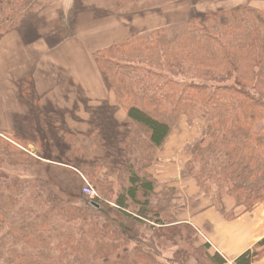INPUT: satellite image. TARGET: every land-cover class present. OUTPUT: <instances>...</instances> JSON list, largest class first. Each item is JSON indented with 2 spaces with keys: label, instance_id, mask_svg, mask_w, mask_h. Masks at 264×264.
Masks as SVG:
<instances>
[{
  "label": "trees",
  "instance_id": "obj_1",
  "mask_svg": "<svg viewBox=\"0 0 264 264\" xmlns=\"http://www.w3.org/2000/svg\"><path fill=\"white\" fill-rule=\"evenodd\" d=\"M44 1L0 0V37ZM104 2L111 12L137 3ZM245 2L94 52L112 103L88 107L86 120L72 124L57 114L63 111L30 103V153L0 133V264H227L176 220L174 189L157 190L149 168L153 149L184 118L201 130L184 150L182 176L226 218L234 215L224 214L222 191L245 212L264 202V0ZM19 85L23 99L37 100ZM80 177L95 201L82 195ZM59 223L95 230L94 243L79 234L59 239ZM263 257L264 238L232 264Z\"/></svg>",
  "mask_w": 264,
  "mask_h": 264
},
{
  "label": "crops",
  "instance_id": "obj_2",
  "mask_svg": "<svg viewBox=\"0 0 264 264\" xmlns=\"http://www.w3.org/2000/svg\"><path fill=\"white\" fill-rule=\"evenodd\" d=\"M240 2L244 3L242 0ZM56 7L44 8L38 12L37 18H43L49 24L54 23ZM88 18H91L90 22ZM93 18L94 16L85 13L75 15L69 24L71 35L52 47L49 46L47 39L52 33L51 30L60 25L48 26L47 31L43 32L47 39L39 37L41 36L39 34L32 40H26L18 28L0 37V131L9 134L7 127L11 125L13 115L20 116L28 109L27 104L20 99L18 89L20 81L24 78L29 79V91L31 89L32 93L36 92L39 98L42 96L45 99V101L39 99L42 107L46 105L55 110L70 109L79 99L75 96L74 90L66 99L58 95L59 90L67 95V86L63 88H60L61 85L58 86L62 79L59 74L49 75L48 66L63 70L68 82L72 78L74 88L79 89L78 93L84 95L88 102L105 100L112 103V94L107 90L98 72L93 53L127 41L132 37V28H137L138 25H135V21L120 19H112L118 21H115V25H110L107 23L111 21L101 22L100 19ZM152 22L154 21H147L145 24ZM149 26L156 27L144 25L145 28H150ZM53 35L54 33L51 34ZM79 42L82 46L91 47L85 61L79 57L83 56L81 53L84 51L76 48ZM97 45L101 47L98 48ZM93 47H96V50L93 51ZM30 71L33 72L32 77ZM117 118L122 120L124 114L117 112ZM83 119L86 120V117ZM176 131L177 128L172 130L161 149L152 151L154 161L149 173L157 182V190L164 186L174 189L176 196L172 203L176 220L191 225L197 231L200 240L207 241L213 251L226 259L227 264H232L234 259L252 249L264 238V202L245 212L243 208L235 207L234 200L222 191L220 196L224 214L232 213L234 217L226 218L222 215L218 208L199 192L192 179L178 173V165L185 163L189 158L184 152L185 147L189 141L192 142L198 137V130L190 137L185 133L183 138H179ZM180 150L182 154H179ZM172 172H175L173 180L169 175ZM254 264H264V257Z\"/></svg>",
  "mask_w": 264,
  "mask_h": 264
},
{
  "label": "rangeland",
  "instance_id": "obj_3",
  "mask_svg": "<svg viewBox=\"0 0 264 264\" xmlns=\"http://www.w3.org/2000/svg\"><path fill=\"white\" fill-rule=\"evenodd\" d=\"M104 1L105 0H47V1L40 3L39 6L33 7L29 12L25 13L17 21L15 27H16V29L17 28L20 29L19 31L22 33V36L26 40H32L35 38L34 37L35 35L39 36V34L41 35L39 37L43 38L44 37L43 32L47 31L49 25H53V24L60 25V27L58 26V27H55V29L51 30V32H52L51 34L54 33L53 36H51V34H49L50 35L49 39L44 37L45 39H47L49 46L52 47L57 42H59L61 39L65 38L66 36L71 35V33H72L71 25H69V24L72 21L73 17L75 15H77L78 13L79 14L80 13L90 14V15L94 16L93 20L100 19L101 22L104 20L111 21L108 23H107V21L105 22V23L110 24V25H115L114 24V23H116L115 21H118V20H112V19H120V20H125V21H130V22L135 21L136 22L135 25H138V26H136L137 28H132V30H131V35L133 37L135 35H139V34H142L144 32H149V31H152L155 29L164 28L167 26L182 23V22H184V21H186V20H188L194 16L208 14V13H214V12H226V11L232 10L233 8L242 4L240 2V0H174L172 2H167V3H163V4L160 2L161 0H135V1H137L136 4L125 5V8L123 10H121V8H122L121 7V8H118L121 11L111 12L109 9H112V10H116V9L108 7L106 5V3H108V2H104ZM242 1L244 3H246L245 0H242ZM258 5L262 6V4H258ZM50 6H57L56 7L55 21L52 24L45 22V20L43 18H37L39 11L43 10L44 8L50 7ZM263 7H264V5H263ZM104 18H111V19H104ZM90 21H91V18H88V22H90ZM147 21H154V22L149 23V24H145ZM45 25H47V26L45 27ZM66 25H69V27L67 28ZM144 25L145 26L146 25H154L156 27L153 28L152 26H149L150 28H145ZM134 29L136 30L135 32H134ZM11 31H14V30H11ZM7 33H9V32H7ZM7 33H5L3 35H6ZM132 37H130V38H132ZM100 43H102V41ZM76 45H77L76 48L78 50L84 51V53H81L83 56H79V57L83 58L84 61L86 59H88V55H87L88 53L87 52L89 51V49L91 47L82 46V44L80 42ZM97 47L100 48L101 45H97ZM92 50L93 51L96 50V47H93ZM47 69L49 70L48 71L49 75H51V73H54L56 75H58V74L60 75V77L62 79L60 81V84H58V86L61 85L60 88L67 86L68 94L64 95V91L59 90L58 95L60 97L66 99L67 97H69L71 95L73 90L75 92V96L79 97V99H77L71 105L70 109L57 110V111H63L64 112V114L63 113H60V114L57 113V114L59 116H62V118L64 120H66L68 124H72V123L76 122V119L77 120L79 119L78 117H81V118L87 117L86 110L88 111V107L91 108L92 106H100L101 103H103V104L107 103V101H105V100L104 101H98V102H88L87 99L84 97V95H80L78 93L79 89L74 88L72 78L68 82L67 78L65 77L66 74L63 70L59 71L58 68L53 67V66H51V67L48 66ZM32 74H33V72L30 71L31 77H32ZM20 82H21V85H23V86H26V85L30 86L29 81L26 83H23L22 81H20ZM26 90H27V88H25V91ZM34 94H36V92H34ZM35 96H37L36 99L38 98V100L40 99L41 101H45V99L42 96H40V98L38 97L37 94ZM20 99L24 102L27 100V102L29 103L27 105L28 109H27L26 113H24L20 116H16V115L14 116L13 115V117L11 119V125H9L7 127V129H9V132H10L9 135L10 136L18 138L23 144L25 143V145H27L25 148V151H28V153H30V141L32 140L31 136H33V132L30 131V120H31L30 117H32V116H30V103L31 104L37 103L38 100L31 99L30 93H29V97H27L26 100L22 98V95L20 96ZM28 100H30V102ZM31 100H32V102H31ZM40 100L38 101L39 104H40ZM40 105H42V104H40ZM45 108L48 110H52L49 106H46V105H45ZM75 112H76L77 116L75 115ZM22 121H25V123H27V125L24 124L25 127L22 126V124H21ZM199 125L200 124H198L197 122H194L193 124H188L186 122V119L180 118L176 122V125L174 126V128L172 130L177 128L176 133L179 135V138H183L185 133H186V135H188L190 137V136H192L193 133L196 132V130H198V133H199V131L201 130V126H199ZM0 133H6V132L0 131ZM196 139H197V137L194 138L193 140L195 141ZM179 141H181V140H179ZM194 141H192V142L189 141L187 143L186 149H185V150H187V152H189V147H190V146L189 147H187V146L193 144ZM162 147H163V145H162ZM162 147H159V148L153 149V150H158V149H161ZM184 152L186 153V151H184ZM179 154H182L181 150H180ZM173 157L175 158V155ZM188 157H189V153H188ZM183 164L178 165L179 166L178 173L180 176L182 175L181 171H182ZM2 168H4L6 171L12 170V168H9L5 164H3ZM164 170H166V169H164ZM12 171L15 173H18V171H16V170H12ZM174 173L175 172H172L169 174L172 180H173L172 176H174ZM169 175H168V177H169ZM80 179L82 180V183L84 184L83 179H85V178L80 177ZM173 195L175 197L176 193H174ZM78 225L80 227H82V225H84V224L80 223V221H78ZM58 226H60L58 233H57L59 239L64 235L72 237L74 235L79 234L80 236L85 238L86 244L94 243V241H91V240H94L93 238L95 235V230H94V232H92L93 234L78 233L77 227H69V225H65L64 223H59ZM75 226H77V225H75ZM2 238H3V236L0 234V239H2ZM201 243H202V241L198 238L197 244H201ZM15 248L18 251H24L25 250L26 252H29V250H30V248L22 249V248H20L19 245H16ZM2 254H3L2 246L0 245V259L2 257ZM193 263H195V262L193 260H191V264H193Z\"/></svg>",
  "mask_w": 264,
  "mask_h": 264
},
{
  "label": "built area",
  "instance_id": "obj_4",
  "mask_svg": "<svg viewBox=\"0 0 264 264\" xmlns=\"http://www.w3.org/2000/svg\"><path fill=\"white\" fill-rule=\"evenodd\" d=\"M84 181V186L82 187V195L85 196L88 201L93 202L97 199V193L95 191V189L85 180Z\"/></svg>",
  "mask_w": 264,
  "mask_h": 264
}]
</instances>
